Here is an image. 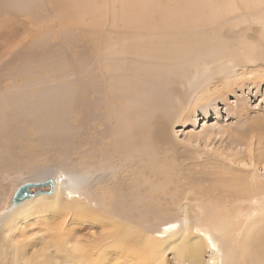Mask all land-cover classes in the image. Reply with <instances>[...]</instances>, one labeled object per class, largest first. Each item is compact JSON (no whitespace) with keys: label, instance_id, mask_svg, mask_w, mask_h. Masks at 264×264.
I'll return each mask as SVG.
<instances>
[{"label":"rangeland","instance_id":"1","mask_svg":"<svg viewBox=\"0 0 264 264\" xmlns=\"http://www.w3.org/2000/svg\"><path fill=\"white\" fill-rule=\"evenodd\" d=\"M263 39L264 0H0V116L9 125L0 132V264H154L150 234H178L185 222L191 236L220 235L228 264H252L246 221L258 207L250 201L264 194L249 164L264 160ZM17 95L38 110L18 111L9 101ZM59 170L79 216L62 206L33 210L6 239L17 189ZM90 249L105 252L75 262ZM202 256L212 263L210 248ZM171 257L163 264H177Z\"/></svg>","mask_w":264,"mask_h":264},{"label":"bare ground","instance_id":"2","mask_svg":"<svg viewBox=\"0 0 264 264\" xmlns=\"http://www.w3.org/2000/svg\"><path fill=\"white\" fill-rule=\"evenodd\" d=\"M14 1V0H13ZM50 1V0H49ZM263 1V0H262ZM59 3V2H58ZM56 4H57V1H56ZM54 5V4H53ZM52 5V6H53ZM63 5V4H62ZM56 6V5H55ZM65 7H66V5H64ZM64 6L62 7V8H64ZM57 7V6H56ZM201 7V6H200ZM214 7V6H213ZM211 8V7H210ZM55 9V8H54ZM61 9V8H60ZM67 9V8H66ZM75 9V8H74ZM73 10V9H72ZM218 10H219V8H218ZM61 11H63V9H61ZM89 11V10H88ZM102 11V10H101ZM59 12V11H58ZM80 12V11H79ZM92 12V11H91ZM63 13H64V11H63ZM83 13V12H82ZM62 14V13H61ZM101 14V13H100ZM251 15V14H250ZM249 15V16H250ZM60 16V15H59ZM61 17H62V15H61ZM109 17V16H108ZM109 19V18H108ZM63 20V19H62ZM60 21V20H59ZM261 21H262V19H261ZM62 22V21H61ZM262 23V22H261ZM63 24V23H62ZM56 27V26H55ZM60 27V26H59ZM64 27V26H63ZM65 28V27H64ZM57 29V28H56ZM109 29V28H108ZM156 29H157V27H156ZM46 30V29H45ZM63 30V29H62ZM65 30V29H64ZM68 30V29H67ZM66 30V31H67ZM70 30V29H69ZM72 30V29H71ZM70 30V31H71ZM155 30V29H154ZM211 30V29H210ZM59 31H61V30H59ZM74 31V30H73ZM108 31H110V30H108ZM188 31V30H187ZM106 32V31H105ZM156 32V31H155ZM186 32V31H185ZM55 33H56V31H55ZM44 34H46V33H44ZM43 35V34H42ZM48 35V34H47ZM67 35V34H66ZM68 35H70L69 33H68ZM165 35V34H164ZM49 36V35H48ZM61 36V35H60ZM42 37V36H41ZM45 37H47L46 35H45ZM53 37V36H52ZM66 37V36H65ZM68 37V36H67ZM48 38V37H47ZM61 38V37H60ZM230 38V37H229ZM63 39H65V38H63ZM163 39V38H162ZM169 39V38H168ZM228 39V38H227ZM231 39V38H230ZM167 40V39H166ZM158 41V40H157ZM156 41V42H157ZM263 41H264V39H263ZM155 42V43H156ZM164 43V42H163ZM262 43V42H261ZM264 43V42H263ZM229 45V44H228ZM169 46V45H168ZM262 48V47H261ZM179 49V48H178ZM197 49H198V47H197ZM200 49V48H199ZM198 49V50H199ZM255 49V48H254ZM165 50V49H164ZM244 49H241L240 51H242V53L244 52L243 51ZM259 50V49H258ZM45 51V50H44ZM213 51V50H212ZM235 51V50H234ZM238 51H239V49H238ZM165 52V51H164ZM215 51H213V54H215V53H217V52H215ZM152 53V52H151ZM173 53V52H172ZM184 53V52H183ZM221 53V52H220ZM262 53V52H261ZM190 54V53H189ZM204 54H206V53H204ZM246 54H248V53H246ZM154 55H156V54H154ZM166 55H168L167 53H166ZM223 55H224V53H223ZM222 54H221V56H223ZM232 55V54H231ZM51 56V55H50ZM49 56V57H50ZM173 56V55H172ZM217 56V55H216ZM243 56V55H242ZM245 56V55H244ZM190 57V56H189ZM192 57V56H191ZM200 57V56H199ZM156 58V57H155ZM52 59V58H51ZM129 59V58H128ZM158 59V58H157ZM60 60V59H59ZM164 60V59H163ZM185 60V59H184ZM35 61H37V60H35ZM125 61V60H124ZM148 61V60H147ZM158 61V60H157ZM156 61V62H157ZM168 61H170V60H168ZM195 61V60H194ZM39 62V61H38ZM37 62V63H38ZM137 61H135V63H136ZM140 62V61H139ZM144 62H146V61H144ZM149 62V61H148ZM151 62V61H150ZM205 62V61H204ZM157 63H160V62H157ZM166 63V62H165ZM258 63V62H257ZM52 64V63H51ZM101 64V63H100ZM123 64V63H122ZM167 64V63H166ZM36 65H38V64H36ZM168 65V64H167ZM176 65V64H175ZM28 66V65H27ZM47 66V65H46ZM157 67V66H156ZM168 67V66H167ZM130 68V67H129ZM130 69H132V68H130ZM129 69V70H130ZM161 69H164V68H162L161 67ZM167 70H169V69H167ZM180 70V69H179ZM233 70V69H232ZM21 71V70H20ZM40 71V70H39ZM124 71V70H123ZM36 72H38V71H36ZM126 72H127V70H126ZM166 72V71H165ZM170 72H172L171 71V69H170ZM175 72H177V71H175ZM174 72V73H175ZM186 74V73H185ZM121 75V74H120ZM127 75H129L128 73H127ZM130 75H132V74H130ZM181 75V74H180ZM141 76V75H140ZM135 78V77H134ZM167 78V77H166ZM176 78V77H175ZM178 78V77H177ZM180 78V77H179ZM28 79V78H27ZM150 79V78H149ZM162 79H163V77H162ZM161 79V80H162ZM129 80H130V78H129ZM159 80V79H158ZM169 80V79H168ZM115 81V80H114ZM171 81V80H170ZM134 82V81H133ZM156 82H157V80H156ZM167 81H165V83H166ZM169 82V81H168ZM27 83V82H26ZM163 83V82H162ZM129 84V83H128ZM128 84H127V86H128ZM133 84V83H132ZM151 84H152V82H151ZM159 84V83H158ZM124 85V84H123ZM122 85V86H123ZM126 85V84H125ZM124 85V88L125 87H127V86H125ZM130 85V84H129ZM134 85H135V87H137L136 86V84H133V85H131V87L133 86L134 87ZM164 85H166V84H164ZM159 86H160V84H159ZM158 85H157V87L155 86V84H154V87H156V88H158L159 87ZM130 87V88H131ZM132 87V88H133ZM141 87V86H140ZM140 87H138V88H140ZM163 87V86H162ZM162 87L161 88H159L160 89V91L162 90ZM122 87H120V89H121ZM129 88V87H128ZM128 88L127 89H125V90H128ZM129 88V89H130ZM137 88V89H138ZM168 88V87H167ZM197 88V87H196ZM135 88H133V90H134ZM141 89V88H140ZM169 89V88H168ZM121 90H123V89H121ZM165 90H166V88H165ZM60 91V90H59ZM70 91V90H69ZM129 91V92H128ZM128 91H126V93L128 92L129 93V95L131 94V92H130V90H128ZM143 91H144V89H143ZM152 91V90H151ZM150 91V92H151ZM157 91V90H156ZM167 91H169V90H167ZM19 92V91H18ZM61 92V91H60ZM64 92V91H63ZM116 92V91H115ZM124 92V91H123ZM155 92V91H154ZM154 92L153 93H151V94H153V95H155L154 94ZM166 92V91H165ZM48 93V92H47ZM117 93V92H116ZM122 93V92H121ZM120 93V94H121ZM125 93V92H124ZM159 93V92H158ZM161 94H162V92H160ZM169 93V92H168ZM38 94H40V92L38 93ZM43 94V93H42ZM164 94V93H163ZM65 95L67 96V94L65 93ZM79 95V94H78ZM122 95V94H121ZM127 95V94H126ZM129 95H127L128 97H130ZM157 95V94H156ZM167 95V94H166ZM123 96V95H122ZM126 96V97H127ZM131 96H132V94H131ZM139 96H141V95H139ZM149 96V95H148ZM151 96V95H150ZM169 96V95H168ZM200 96H201V94H200ZM106 97V96H105ZM111 97H112V95H110L109 97H108V103H109V109H108V111L106 112L107 113V117L110 119V120H112L111 119V113L113 112V108H111V104H110V102H111ZM136 97V96H135ZM154 97V96H153ZM164 97V96H163ZM166 97V96H165ZM136 98H138V97H136ZM158 98V97H157ZM160 98V97H159ZM29 99V98H28ZM106 99V98H105ZM123 99V98H122ZM126 99H128V98H125V102H126ZM135 99V98H134ZM165 98H163V100H164ZM169 99L171 100V97H169ZM168 98H167V100H169ZM5 100H6V98H5ZM37 100H38V105H41V106H43L42 107V109H52V104H50V103H46V102H41L40 101V99H38L37 98ZM47 100V99H46ZM54 100V99H53ZM115 100V99H114ZM118 100V99H117ZM130 100V102L132 101V99H129ZM128 100V101H129ZM140 100V99H139ZM146 100V99H145ZM3 101H4V99H3ZM10 101V104H11V101H13V102H15L16 104H14V106H17V107H20L19 109H18V111H24L25 113H28V112H34L35 110H38L37 108L34 110V111H31V105L29 104V103H27L26 101L27 100H25V97L24 96H19V95H17V97H15V98H13V99H10L9 100ZM8 101V102H9ZM122 101H124V99L122 100ZM136 100H134V104L133 105H135V103L137 104V101L135 102ZM150 102H151V100H149ZM148 101V102H149ZM12 102V103H13ZM29 102V101H28ZM36 102V101H35ZM115 102V101H114ZM117 102V101H116ZM115 102V104H117V103H119V105L122 107V105H124V103L123 104H121L119 101L116 103ZM141 103H142V101H140ZM147 102V101H146ZM147 103V104H145V102H144V104L145 105H148V104H152L153 103V101H152V103ZM160 102H163V101H161V98H160ZM1 103H3V102H1ZM6 102H4V104H5ZM91 103H92V101H91ZM113 103V102H112ZM128 104H130L129 102H127ZM127 103L125 104V105H127ZM132 103H133V101H132ZM157 103V102H156ZM164 103V102H163ZM166 103V102H165ZM169 103V104H168ZM173 103V102H172ZM172 103H171V105H172ZM3 104V105H4ZM95 104V103H94ZM93 104V105H94ZM100 104V103H99ZM114 104V107L116 106ZM138 104H139V102H138ZM154 104V103H153ZM162 104V103H161ZM8 104H6V105H4V106H7ZM139 105H141V104H139ZM139 105H135V106H139ZM167 105H170V102H168L167 101ZM170 105V106H171ZM92 106V105H91ZM106 106H108V105H106ZM120 106H116V107H119L120 108ZM131 106H132V104H131ZM135 106H133V107H135ZM142 106H143V104H142ZM161 106V105H160ZM166 106V105H165ZM16 107V108H17ZM76 107V106H75ZM128 107H130V105H128L127 106V108ZM161 107H164V106H161ZM160 107V110L162 109ZM5 108H7V107H5ZM4 108V109H5ZM10 108H13V107H10ZM92 110H93V112L95 113V115H97L98 117H100L101 119H103L104 118V115L101 113V112H97V110L95 109V107H90ZM119 108H116L117 110H121V109H119ZM123 108V107H122ZM145 108V107H144ZM153 108H155V106L153 107ZM165 108V107H164ZM8 110H9V108H7ZM7 109H6V112H7ZM129 109V108H128ZM131 110L132 109H134V108H130ZM136 109V108H135ZM139 109H142L141 107H139ZM135 110V112L136 111H140V110ZM149 108H147V109H142V110H148ZM150 109H152V108H150ZM158 109H159V107H158ZM165 109H167V108H165ZM12 110V109H11ZM60 110V109H59ZM91 110V111H92ZM157 110V108L155 109V111ZM160 110H158L157 112H159ZM164 110V109H163ZM172 110V109H171ZM170 109H169V111H171ZM17 111V110H16ZM124 111V110H123ZM168 110H167V112L166 111H164V114H166V115H164V116H169V112ZM114 112H116V110L114 111ZM133 112H134V110H133ZM147 112V111H146ZM149 112V111H148ZM151 112H153V111H151ZM12 113V112H11ZM10 113V120H11V118H12V114ZM117 113H118V111H117ZM138 113V112H137ZM137 113H136V115H137ZM141 114H142V111L140 112ZM144 114H146L145 112H143ZM167 113H168V115H167ZM171 113V112H170ZM7 114V113H6ZM115 114V113H114ZM130 114H132V113H130ZM152 114V113H151ZM151 114H148V119L150 118V115ZM157 114V113H156ZM160 114V113H159ZM1 115V114H0ZM8 115V114H7ZM7 115H4V117L6 116V119H7V121H8V116ZM14 115H16V112L14 111ZM120 115V114H119ZM119 115H118V117H119ZM147 115V114H146ZM161 115H162V117H163V114L161 113ZM24 116V115H23ZM115 116H117V114H115ZM122 116V115H121ZM133 116V115H132ZM138 116V115H137ZM152 116H153V114H152ZM151 116V117H152ZM157 116V115H156ZM155 116V117H156ZM114 117V116H113ZM147 117V116H146ZM154 117V118H155ZM160 117V116H159ZM0 118H2V119H0V132H2V134L4 133V132H8V129H9V125L6 123V121H4V119H3V114H2V116H0ZM21 118V117H20ZM130 118V117H129ZM139 118H140V116H139ZM138 118V120L140 121H142V118H140L139 119ZM145 118V117H144ZM169 118H170V116H169ZM26 119V118H25ZM134 119V118H133ZM147 119V118H146ZM147 119V120H148ZM37 120V119H36ZM129 120V119H128ZM162 120V119H161ZM160 120V122L162 123V121ZM164 120H166V119H164ZM12 121V120H11ZM113 121V120H112ZM116 121V120H115ZM132 121V120H131ZM134 121V120H133ZM138 121V122H139ZM140 121V122H141ZM149 121H150V119H149ZM152 121H155V119L154 120H152ZM45 122H46V120H45ZM129 122V121H128ZM142 122H145V119H144V121H142ZM151 122V121H150ZM166 122H167V120H166ZM47 123V122H46ZM58 123V122H57ZM119 123V122H118ZM125 123V122H124ZM147 123V122H146ZM5 124V125H4ZM167 124V123H166ZM115 125H118V124H115ZM125 125V124H124ZM137 125H139L138 123H137ZM143 125H144V123H143ZM146 125V124H145ZM162 125H164V124H162ZM161 124H160V126H162ZM13 126V125H12ZM16 126V125H15ZM45 126V125H44ZM120 126H121V124H120ZM140 127H142V125L140 124L139 125ZM157 126V125H156ZM155 126V127H156ZM166 126V125H165ZM164 126V127H165ZM46 127V126H45ZM123 127V126H122ZM139 127V128H140ZM20 128V127H19ZM136 128V127H135ZM152 128V127H151ZM157 128V127H156ZM112 129H114V126H113V128ZM124 129V128H123ZM130 128H128V130H129ZM141 129H145L146 130V128H141ZM158 129V128H157ZM165 129H166V127H165ZM21 130V129H20ZM19 130V131H20ZM127 130V131H128ZM147 130H148V128H147ZM164 130V129H163ZM168 130V129H167ZM140 131V130H139ZM149 131V130H148ZM148 131H146L148 134H149V132ZM151 131H156V130H151ZM157 131H160V130H157ZM162 131V130H161ZM21 132V131H20ZM114 132V131H113ZM133 132V131H132ZM131 132V133H132ZM135 132H136V130H135ZM145 132V131H144ZM10 133V132H9ZM52 133H54V132H52ZM140 133H141V131H140ZM139 133V134H140ZM1 134V135H2ZM56 134V133H55ZM115 134H116V136H114L115 137V139L116 140H118L117 139V129L115 130ZM128 134L129 135H132V134H130L129 132H128ZM145 134V133H144ZM147 134V135H148ZM163 134H164V132H163ZM111 135H113V134H111ZM122 135V134H121ZM126 135V134H125ZM128 135V136H129ZM134 135V134H133ZM150 135H153V133L152 134H150ZM11 136V135H10ZM123 136V135H122ZM127 136V135H126ZM138 136H140V135H138ZM142 137H143V135H141ZM140 136V138H142ZM6 137V136H5ZM113 137V136H112ZM113 137V138H114ZM120 137V136H119ZM133 137H136V136H133ZM145 137V136H144ZM143 137V138H144ZM149 137V136H148ZM144 138V140H148L149 138ZM130 138H131V136H130ZM139 138V139H140ZM119 139H121L122 140V138L120 137ZM124 140H125V137H124ZM129 140H131L132 141V138L131 139H129ZM151 140H152V138H151ZM150 140V141H151ZM173 140V139H172ZM113 141V140H112ZM123 141V140H122ZM134 141V140H133ZM140 141H141V139H140ZM118 142V141H117ZM134 142H136L137 144H143V143H141V142H139L138 143V141L137 140H135ZM152 143H153V141H151ZM115 143L116 142H114V145H112V147L113 146H115ZM123 144V142H121L120 141V144ZM129 143V142H128ZM146 143H144L143 145H141V146H143V148H141V151H142V149H144L147 145H145ZM117 145H119L118 143H116V146ZM145 145V146H144ZM1 146V145H0ZM125 146H127V145H125ZM125 146H124V150H125ZM130 146V145H129ZM133 148H134V146L133 145H131ZM130 146V147H131ZM139 146V145H138ZM141 146H139V147H141ZM119 147V146H118ZM129 147V148H130ZM149 146H147V148H148ZM123 148V147H122ZM138 148V147H137ZM152 149V148H151ZM114 150V149H113ZM132 150H134V149H132ZM138 150H140V148L138 149ZM138 150H137V152H138ZM136 151V150H135ZM136 152V153H137ZM150 152L151 151H149V152H146V153H149L150 154ZM127 153V152H126ZM138 153H140V152H138ZM143 153V152H142ZM145 153V154H146ZM155 152H153V154H154ZM152 154V153H151ZM148 155V154H147ZM131 156V155H130ZM138 156V155H137ZM143 157H144V154L142 155ZM141 156V157H142ZM253 156V155H252ZM251 156V159L253 158V160H254V158L255 157H252ZM139 157V156H138ZM145 158V157H144ZM146 159V158H145ZM152 159V158H151ZM155 159H157V158H155V156L153 157V161L155 160ZM251 161V160H250ZM147 162H149V161H147ZM248 162H249V159H248ZM146 163V162H145ZM150 164H152V161H151V163ZM156 164V163H155ZM154 164V165H155ZM249 164H250V166H252L251 167V175H252V177L254 178V180H258L259 178H261V177H264V160H262V161H256V159L254 160V161H251V162H249ZM157 165V164H156ZM236 165V164H235ZM158 166V165H157ZM158 167H161V166H158ZM157 167V168H158ZM161 169V168H160ZM159 171V170H158ZM250 171V170H249ZM45 178H43V179H41V180H38V181H35V183H39V182H44V181H47V180H52L53 181V191H52V196H51V199H49V200H45V197H44V194L45 193H41V194H38V195H35L34 197H32V198H29V199H27V200H25V201H23V202H21V203H19L18 205H10V210L12 211V212H15L13 215H11L5 222H3L2 223V226H3V229H4V231H3V234L5 235V238L7 239V237L8 236H10L9 234H12V232L14 231V229H15V227L17 226V221L19 220V219H21L22 217H25L27 214H29L31 211H33V210H41V209H44V208H46V207H54V206H62L64 209H66V210H68V211H71V212H74L75 214L74 215H78L79 216V214L80 213H78L79 212V210H80V208H81V205H80V202H79V197H77V198H74L72 201H66L65 200V198H64V194H63V191L65 190V187L67 186V180H66V178H65V176H66V174L63 172V171H51V172H45ZM264 183V182H263ZM38 198H37V197ZM262 196V198H261V200H259L258 198H255V199H253V200H251L250 202L252 203V204H254V205H257L258 207H256V208H254L253 209V211L251 212V215L249 216L250 218H251V220H249V221H246V223H248L249 224V229H248V232H246L247 233V235H246V242H247V244L246 245H248V247H250L252 250H248V253H247V256H248V258H249V260L251 261V263L252 264H264V194H262L261 195ZM245 202V201H244ZM82 210H84V208L82 207ZM259 211H261V214L259 215ZM12 212L10 213V214H12ZM70 212V213H71ZM9 214V215H10ZM248 217V218H249ZM187 218H185V220H186ZM184 220V221H185ZM216 220V219H215ZM217 221V220H216ZM171 222V221H170ZM174 223V222H173ZM172 222H171V224H173ZM187 222H185V224L183 225V228L180 230L181 231V233H180V231H179V233L178 234H176L175 232H172V233H170V234H168L167 236H165V235H161V234H155V235H151L150 234V237H151V239L149 238L148 240H149V242H150V248H152L153 250H155V251H159L160 252V256H159V258L158 259H156L155 261H156V263L157 264H163V262H164V260H165V257H166V255H167V253H169L170 252V254L172 255V257L171 258H173L175 261H176V263L177 264H203L204 263V260H203V256H202V253H203V249L205 248V247H208V249L210 248L212 251H213V261H212V263H210V264H228V259H229V257L231 256V254L230 253H228L227 252V247H226V245H225V242L222 240V238L220 237V235L219 236H212L208 231H201V229H200V231H199V229H198V231H196L197 232V235L195 234V236H191L190 234H189V232H188V229H187V224H186ZM170 224V223H169ZM247 224V225H248ZM221 225H219V227H220ZM155 227V226H154ZM158 227V226H157ZM218 227V228H219ZM222 227V226H221ZM221 229V228H220ZM220 229H218V230H220ZM168 230H169V228H168ZM204 230V229H203ZM247 231V230H246ZM221 232V231H220ZM219 231H217V233H220ZM222 233V232H221ZM5 239V240H6ZM244 239V240H245ZM115 241V243H116V240H114ZM86 244H88V243H86ZM113 244L114 243H112V245H111V247H113L114 248V250L115 249H117V243L116 244H114V246H113ZM9 245V244H8ZM84 245V244H83ZM82 245V246H83ZM94 245V244H93ZM93 245H91V247L93 246ZM1 246H3V244L1 245ZM81 246V247H82ZM88 246V245H87ZM97 246V245H96ZM155 246H158L157 247V249H156V247ZM4 247V246H3ZM76 247V246H75ZM75 247H74V250H75ZM78 248V250H79V246L77 247ZM77 248H76V250H77ZM86 249H88V247H85ZM85 248H82L80 251H82L83 249H85ZM94 248H96V247H94ZM94 248H92V249H94ZM155 248V249H154ZM20 249V248H19ZM92 249H90V252H89V250L88 251H83V254L82 253H79V254H81V255H79V256H77V258L75 259V262L77 261L78 262V259H80V258H87V257H90L91 255L92 256H94V255H97V254H103L104 255V250H99V251H94V250H92ZM101 249V248H100ZM245 249V248H244ZM77 250V251H78ZM76 251V252H77ZM112 251V250H111ZM149 251V250H148ZM7 252V251H6ZM14 252V251H13ZM88 252V253H87ZM100 252V253H99ZM152 252V251H151ZM247 252V251H246ZM17 253V252H16ZM22 253V252H21ZM110 253H112V252H110ZM19 254H20V252H19ZM38 254V253H37ZM84 254H86V255H84ZM46 255V254H45ZM229 256V257H228ZM40 257V256H39ZM20 258H21V256H20ZM72 258V257H71ZM74 258V257H73ZM84 258V259H85ZM91 258V257H90ZM104 258V257H103ZM145 258V257H144ZM14 259H16V258H14ZM93 259V258H92ZM21 260H23V261H25L26 262V264H28V261H26L27 259H20V261ZM30 260V259H29ZM85 260H87V259H85ZM14 261V260H13ZM31 261H33V260H31ZM36 261H37V259H36ZM40 261V260H39ZM80 261V260H79ZM82 261H84V260H82ZM16 262V261H15ZM22 262V261H21ZM34 262V261H33ZM88 262V261H87ZM148 262V261H147ZM23 264H24V262H22ZM52 263V262H51ZM62 263V262H61ZM78 263H81V262H78ZM78 263H76V264H78ZM84 263H85V261H84ZM83 262H82V264H84ZM142 263V262H141ZM149 263V262H148ZM147 263V264H148ZM152 263V262H151ZM156 263H154V264H156ZM17 264V263H16ZM31 264H50V263H48L46 260H42L41 259V261L40 262H36V263H31ZM64 264H65V262H64ZM71 264V263H70ZM145 264H146V258H145ZM206 264H208V263H206Z\"/></svg>","mask_w":264,"mask_h":264},{"label":"water","instance_id":"3","mask_svg":"<svg viewBox=\"0 0 264 264\" xmlns=\"http://www.w3.org/2000/svg\"><path fill=\"white\" fill-rule=\"evenodd\" d=\"M53 191V181L47 180L44 182H29L22 184L15 192L11 205H18L19 203L34 197L41 193L50 194Z\"/></svg>","mask_w":264,"mask_h":264}]
</instances>
